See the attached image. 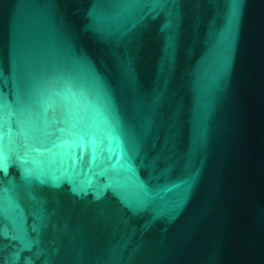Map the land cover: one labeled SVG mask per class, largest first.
Returning <instances> with one entry per match:
<instances>
[{"label":"water","instance_id":"95a60500","mask_svg":"<svg viewBox=\"0 0 264 264\" xmlns=\"http://www.w3.org/2000/svg\"><path fill=\"white\" fill-rule=\"evenodd\" d=\"M0 264H264V0H0Z\"/></svg>","mask_w":264,"mask_h":264}]
</instances>
